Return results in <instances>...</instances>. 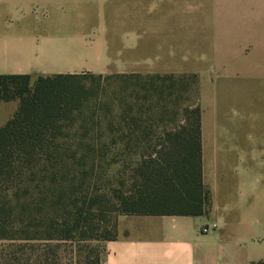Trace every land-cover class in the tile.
Wrapping results in <instances>:
<instances>
[{"label":"crops","instance_id":"0c3cea01","mask_svg":"<svg viewBox=\"0 0 264 264\" xmlns=\"http://www.w3.org/2000/svg\"><path fill=\"white\" fill-rule=\"evenodd\" d=\"M195 34L221 35V56L219 46L211 47L205 71L190 57L177 60L184 50L177 35ZM139 49L140 62L134 59ZM86 71L202 75L209 212L125 216L117 239L103 245L102 264H264V0H0V75L34 81ZM219 73L222 107L208 84L204 91ZM240 82L253 85L252 136L226 141V110ZM237 107L250 113L240 102ZM17 109V101L0 103V127ZM212 224L217 228L202 232Z\"/></svg>","mask_w":264,"mask_h":264},{"label":"trees","instance_id":"16d2710c","mask_svg":"<svg viewBox=\"0 0 264 264\" xmlns=\"http://www.w3.org/2000/svg\"><path fill=\"white\" fill-rule=\"evenodd\" d=\"M84 76L33 81L29 75H0V103L18 102L0 127V264H62V245L75 258L83 254L74 249L83 242L116 240L121 216H201L211 208L203 181L200 106L184 107V122L157 139L137 120L154 110L167 112L176 93L196 89V76L117 74L118 108L108 111L104 128L97 124L99 139L70 141L65 122L84 119L94 96L81 82ZM138 103L148 104L146 111H136ZM105 137L138 156L131 171L113 182L106 174L112 163ZM103 255L104 249L84 259L102 264Z\"/></svg>","mask_w":264,"mask_h":264},{"label":"rangeland","instance_id":"374dc122","mask_svg":"<svg viewBox=\"0 0 264 264\" xmlns=\"http://www.w3.org/2000/svg\"><path fill=\"white\" fill-rule=\"evenodd\" d=\"M115 37L116 35H112ZM129 36V35H128ZM221 35H205V34H195V35H177L176 44L181 45L184 50L177 54V60L182 59L183 57H190V59H194L195 63L192 64L196 65L197 68L206 70V67L212 62L209 61L208 52L211 47L219 46L217 51V56H221V42H220ZM139 39L141 40V35H139ZM138 54L135 55V61L141 60L142 51L141 49L138 50ZM150 58L152 55H149ZM153 58V57H152ZM157 58H153L155 60ZM221 60V59H220ZM218 69V70H217ZM216 73L220 71V66H216ZM215 73V74H216ZM131 74V73H130ZM78 75H86L81 80V82L88 88L92 90V94L94 95L91 100L87 103L86 111H85V118L82 120H76L74 123L65 122L67 127L69 126L71 130V140L70 141H97L99 139V134L97 130L99 126L97 124L100 123L101 128H104L108 121H110V116L108 115V111L114 108V111L117 110L118 107V99L120 96V87L121 83L119 79L116 78V73H108V74H93L91 72H81ZM95 78H91V76ZM142 75V74H141ZM153 75V74H149ZM165 75V74H160ZM175 77L181 76H192L195 75L197 79V86L196 89L189 94H182L180 92L176 93L177 98L173 99L172 106L162 114L159 110H154V112L149 115H144L141 118L137 117V120L142 124L143 127L149 129H153L155 132L154 138L157 139L159 135L164 130H173L178 125H181L184 122V118L182 115V110L186 106L196 107L197 105L200 106L201 110L204 109V102L202 96V82L201 77L202 75L198 72H187L182 74H172ZM147 76V75H143ZM97 77H102L100 80ZM214 82L212 83H205L204 84V91L206 96L207 91V84L209 85V89L214 93V102H217L219 107H222V77L220 73L218 76H213ZM190 80V79H189ZM240 93L234 95L232 97V104H230L229 109L226 110V124L230 127L229 139L226 141H249L248 135L252 134V125L254 120L253 114V85L245 82H240ZM252 86V88L250 87ZM237 87V84L234 86ZM136 97L133 95L129 100L135 104ZM241 103L242 106L244 105L247 109H249L250 113L243 115V113H238L237 105ZM148 104L144 106H140V103L136 104L135 109L136 111H146V107ZM8 108V112H11V106H6ZM201 111V113H202ZM3 112V111H2ZM4 114V113H3ZM6 114V113H5ZM245 116V117H244ZM246 118V121H245ZM206 122V117H204V123ZM241 130L238 131V125L241 124ZM98 126V127H97ZM205 127V125H204ZM86 128H90L89 134L86 136L87 138H83ZM251 129V130H249ZM245 132V133H244ZM252 136V135H251ZM252 138V137H251ZM103 141H106L108 146L107 151V161L112 163L107 168V176L110 178V181L113 182L117 179L121 173L124 171L129 173L131 171V166L135 163L137 155H130L129 156V149L127 146L124 145H114V141H111L110 137L103 138ZM146 145H143V148ZM141 148L140 151H144ZM114 161V163H113ZM101 166L104 165V161L100 162ZM103 170V169H102ZM99 175H103L102 171H99ZM125 216H121L117 222V236H119V220L123 219ZM103 242L95 241V242H87L81 243L77 245L74 249L75 251H82L81 257L72 258L71 251L69 249V245L65 244L62 245L59 252L62 253L63 262L62 264H75L74 261H80V264H86V260L84 259L87 255L92 256L94 259L97 253H103ZM75 246V245H74ZM2 247V243L0 242V249ZM73 259V261H72ZM88 264V263H87Z\"/></svg>","mask_w":264,"mask_h":264},{"label":"built area","instance_id":"2783aa9c","mask_svg":"<svg viewBox=\"0 0 264 264\" xmlns=\"http://www.w3.org/2000/svg\"><path fill=\"white\" fill-rule=\"evenodd\" d=\"M217 228V225L216 224H212L210 226H205L203 229H202V232L203 233H208L210 232L211 230H214Z\"/></svg>","mask_w":264,"mask_h":264}]
</instances>
